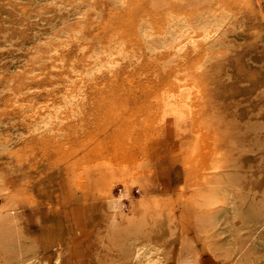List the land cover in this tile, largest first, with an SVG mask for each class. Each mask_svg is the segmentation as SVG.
<instances>
[{"label": "rangeland", "instance_id": "374dc122", "mask_svg": "<svg viewBox=\"0 0 264 264\" xmlns=\"http://www.w3.org/2000/svg\"><path fill=\"white\" fill-rule=\"evenodd\" d=\"M143 247L264 264V0H0V264Z\"/></svg>", "mask_w": 264, "mask_h": 264}, {"label": "bare ground", "instance_id": "6f19581e", "mask_svg": "<svg viewBox=\"0 0 264 264\" xmlns=\"http://www.w3.org/2000/svg\"><path fill=\"white\" fill-rule=\"evenodd\" d=\"M165 1V0H164ZM199 18H202V16L201 17H199ZM175 19V18H174ZM173 19V20H174ZM177 19V18H176ZM203 19V18H202ZM172 20V19H171ZM199 20V19H198ZM205 20V19H204ZM208 20V19H207ZM177 21H178V19H177ZM176 21V22H177ZM200 21V20H199ZM174 22V21H173ZM180 22H181V19H180ZM180 22H178V23H180ZM183 22V21H182ZM197 22V21H196ZM169 22H167V24H168ZM177 23V24H178ZM185 23V22H184ZM190 23V22H189ZM202 24V26H200V31L197 33V34H199V36L198 37H196V35L197 34H195L194 35V37L193 36H191L190 37V34H189V38H187V39H185L184 41H182L181 43H179L178 41H180L182 38H184V37H188V33H189V30L188 29H190L191 27H188V25H187V27L188 28H186L183 32H180V31H177V34H175L174 35V33L172 34V35H174L173 36V38H172V40L170 41V43L168 44V45H175L177 42L179 43V44H177V46L175 45V47H176V49H177V51H183V49H186V47L189 45V44H191V46L192 45H195V44H197L198 42H202V41H206V40H209L212 36H213V33L215 34V32H213L212 30H211V28H212V25H210V26H208L205 22L203 23V21L201 22ZM170 24H172L171 23V21H170V23H169V25ZM176 24V25H177ZM198 24V23H197ZM184 25V24H183ZM191 25V24H190ZM215 25V24H214ZM167 26V25H166ZM173 26V25H172ZM192 26V25H191ZM195 27L197 26L196 24L194 25ZM193 26V27H194ZM175 27H177V26H175ZM184 27V26H183ZM198 27V26H197ZM164 28V27H163ZM177 29H179V28H177ZM190 30H193V29H190ZM164 31V30H163ZM175 31H176V29H175ZM194 31V30H193ZM136 32V31H135ZM134 32V33H135ZM167 32V31H166ZM170 33V32H169ZM168 33V34H169ZM192 33V32H191ZM163 34V33H162ZM193 34H194V32H193ZM192 34V35H193ZM161 35V34H160ZM138 36H139V34H138ZM162 36H164V35H162ZM166 36V35H165ZM171 36V35H170ZM161 37V36H160ZM169 38V37H168ZM145 39V38H144ZM166 39V38H165ZM169 40V39H168ZM163 41H165L164 39H163ZM166 43V42H165ZM168 43V42H167ZM161 47H162V44H161ZM165 47V46H164ZM189 47H190V45H189ZM163 48V47H162ZM166 48V47H165ZM164 49V48H163ZM167 49H169L168 47H167ZM174 49V48H173ZM172 49V50H173ZM106 51H108V50H106ZM110 51V50H109ZM160 51V50H159ZM104 52V51H103ZM111 53V52H110ZM104 54H106V53H104ZM95 57V56H94ZM96 58V57H95ZM100 59V58H99ZM106 61V60H105ZM110 61V60H109ZM98 62V61H97ZM96 62V63H97ZM111 62V61H110ZM92 63V62H91ZM95 63V64H96ZM104 63V62H103ZM102 63V65H101V67H106V65H104ZM88 64V63H87ZM95 64H93V65H95ZM83 65V64H82ZM89 66H90V64H88ZM88 65H86L84 68L85 69H88V68H86V67H89ZM99 66V65H98ZM108 66H111L110 64L108 65ZM90 67H92V66H90ZM89 67V68H90ZM96 67H97V65H96ZM109 68V67H108ZM95 69H97V71H98V68H95ZM94 69V70H95ZM99 69H100V67H99ZM85 71V70H84ZM83 71V72H84ZM91 73H93V72H91ZM85 75H86V73H85ZM87 76V75H86ZM187 79V78H186ZM67 98V97H66ZM68 101H69V99H67ZM69 103V102H68ZM62 111V110H61ZM52 118V117H51ZM42 120V119H41ZM50 119H46V120H42L41 121V123H42V125L44 124H48V121H49ZM38 126V125H37ZM120 196V195H119ZM121 196H123V195H121ZM125 197V196H124ZM117 198V197H116ZM120 198V197H119ZM122 198V197H121ZM118 199V201L119 200H122V199ZM116 199V200H117ZM115 200V199H114ZM113 199L111 200V201H114ZM110 201V202H111ZM114 204H115V202H114ZM117 204V203H116ZM119 204V203H118ZM121 205H123L122 203H121ZM117 206V205H116ZM118 207H120V206H118ZM113 208V207H112ZM117 208V207H116ZM143 248H145V247H143ZM158 252H159V250H157V249H155V248H145V249H140L139 250V248H138V250H136L135 252H134V254L132 255V260H131V264H156L157 262H158V260H157V255H158ZM178 262V264H183V262H180V261H177Z\"/></svg>", "mask_w": 264, "mask_h": 264}]
</instances>
